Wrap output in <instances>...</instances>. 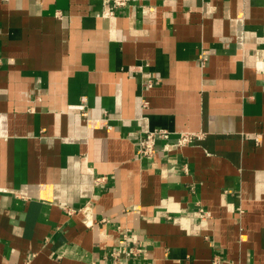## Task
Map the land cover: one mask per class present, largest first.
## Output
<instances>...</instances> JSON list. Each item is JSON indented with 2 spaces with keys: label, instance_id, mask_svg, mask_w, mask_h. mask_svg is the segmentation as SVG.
Listing matches in <instances>:
<instances>
[{
  "label": "crops",
  "instance_id": "1",
  "mask_svg": "<svg viewBox=\"0 0 264 264\" xmlns=\"http://www.w3.org/2000/svg\"><path fill=\"white\" fill-rule=\"evenodd\" d=\"M106 11L0 0V264H264V0Z\"/></svg>",
  "mask_w": 264,
  "mask_h": 264
},
{
  "label": "built area",
  "instance_id": "2",
  "mask_svg": "<svg viewBox=\"0 0 264 264\" xmlns=\"http://www.w3.org/2000/svg\"><path fill=\"white\" fill-rule=\"evenodd\" d=\"M102 4L107 7V14L108 16H113L116 10L125 7L131 0H101ZM157 83L156 79L149 78L147 79L143 85L146 88H151L153 85ZM146 102L142 101V106L146 107ZM201 135L199 134H182L179 136L176 143L172 144L175 148H183L189 144H192L198 140L201 139ZM168 138V132L161 129H153V130H145L143 131L137 140V147H136V155L138 157H146V156H152L155 153V144L157 139L167 140ZM169 145L168 142L165 144V148H167ZM105 178H97L95 179L94 183L99 184L101 182H104ZM75 213L74 210H68L67 214L72 215ZM199 218L201 220H204L203 213H199ZM141 250L139 248H134L133 251L126 252L125 256H135L140 254ZM110 257L113 258V264H118V257L115 254H111ZM216 260L213 261V264H216Z\"/></svg>",
  "mask_w": 264,
  "mask_h": 264
}]
</instances>
